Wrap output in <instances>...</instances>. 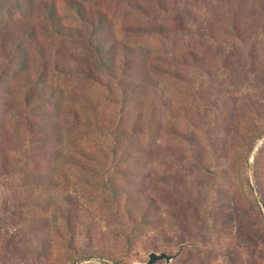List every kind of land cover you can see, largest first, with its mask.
<instances>
[{
	"label": "rangeland",
	"instance_id": "rangeland-1",
	"mask_svg": "<svg viewBox=\"0 0 264 264\" xmlns=\"http://www.w3.org/2000/svg\"><path fill=\"white\" fill-rule=\"evenodd\" d=\"M31 1L35 5L30 19L40 40L56 45L58 38L45 14L50 0ZM54 1L65 19L76 22L68 6L72 0ZM74 2L105 14L108 33L119 44H144L160 54L192 47L209 62L162 60L165 70L148 88L143 111L133 105L123 121L117 118V105L105 98V77L97 83L75 70L62 73L58 80L67 92L92 97L99 122L124 123H117L118 154L112 161L104 153L110 139L93 125V109L68 99L65 105L78 108L91 122L66 121L64 140L52 143L62 149L61 156L15 161L29 146L7 149L5 158L0 157V264H144L150 250L172 254L168 261L152 264L264 263V207L251 185L264 203V0ZM236 2L245 11L232 21L229 12ZM8 16L0 12V18ZM13 16L22 17L16 9ZM238 23L246 25L244 31L234 27ZM203 27L217 36L193 35L196 29L205 31ZM84 48L63 43L64 60L71 65L80 57L92 60L80 55ZM0 116H6L12 139H25V129L16 130L22 125L17 107L0 108ZM149 117L148 132L133 131V121L145 123ZM252 123L260 125L262 133L247 148ZM40 169L53 178L51 184H39L46 179L26 174ZM105 174L132 195L125 199L123 194L118 210L106 202L99 185ZM238 202V223L245 229L242 249L235 222L227 214ZM141 210L145 222L127 218Z\"/></svg>",
	"mask_w": 264,
	"mask_h": 264
},
{
	"label": "trees",
	"instance_id": "trees-1",
	"mask_svg": "<svg viewBox=\"0 0 264 264\" xmlns=\"http://www.w3.org/2000/svg\"><path fill=\"white\" fill-rule=\"evenodd\" d=\"M47 4L45 9L46 20L54 35L58 38L59 43H56V45L46 44L40 40L37 25L30 19L35 5L33 1L0 0V12L4 11L9 14L6 18H0V108L8 110L17 107L20 116L19 121L21 120L22 125H16V130L18 131L19 128L23 127L26 131L25 139L22 140L20 137L12 139L8 134L10 125H7L6 116H0V157L5 158L7 149L25 146L29 147L25 149L23 158L16 157L15 161H20V159L25 161L32 158L34 160L37 156L44 155L59 157L62 149L56 145L52 146V143L64 140L66 121L69 119L74 124L91 122L88 121L87 116L83 117L81 115L78 108L71 107L69 109L70 107L68 108L65 105L67 99L71 103H82L93 109L94 116L96 115L95 102L89 94L86 92H67L65 87L61 85L58 79H60V75H63L62 73L66 74L75 70V72L84 73L88 79L97 83L102 82V76L105 77L104 81H106L105 84L108 88L105 98L117 105V118L123 121L124 115H130L129 110L133 105L135 107L139 106V111H143L142 106L148 88L154 84L156 74L165 70L163 63H161L162 60L166 63L167 58L170 57L177 63L184 64H190L191 62L207 64L209 62L204 54L192 47L180 49L175 53L161 52L160 54L144 44L137 46L119 44L114 35L108 33L110 21L102 12L93 11L72 0L68 3V6L78 19L73 22L65 19L59 5L54 0H50ZM136 6L142 9L150 8L145 3H137ZM232 7L234 11L230 8L229 12L232 21L243 16L245 10L241 4L233 3ZM15 9L20 12L22 17L16 18L13 16ZM40 9H43V7H40ZM28 15L30 17H27ZM238 15L240 16L238 17ZM238 24H234V27L237 30L242 28V31H244L246 25L244 27ZM156 28L160 29L159 26ZM262 29H264V26H262ZM196 30L193 34L196 37H210L209 39H213L214 36H217L215 32H208L209 27H203L205 31ZM69 41L83 44L85 53L80 55L85 56L87 54L86 56L92 57V60L82 61L83 58L80 57L81 60L74 65L64 60L62 45ZM48 44L50 47H48ZM228 60L229 58L226 60L229 63ZM72 66H74L73 69L70 68ZM113 89L116 92H113ZM66 114L72 115V118L69 115L67 117ZM136 118H140V112L136 113ZM149 120L150 117L145 123H134L133 121L131 124L133 131L137 133L148 132ZM117 123L120 124L119 121ZM117 123L111 121L109 124H103L99 122L97 116L93 119V125L96 129L110 139L108 149L104 153L112 161L115 160V156L118 154L120 144L119 134L121 129L117 127ZM135 125L141 126L137 128ZM261 133L260 125L252 123L251 128L247 131L244 145L251 148L254 138L260 136ZM48 142L51 144L45 145ZM88 153L92 154L91 152ZM88 153L84 151L86 156H88ZM124 154L126 155L128 152ZM75 159L72 157L71 160ZM80 165L83 167L82 164ZM40 170L27 171L26 174H35L39 178L44 177L46 179L39 180L41 181L39 184H51L53 178L46 171ZM101 180L99 185L105 192L106 202L115 210L119 209L118 205L123 194H126L125 199L132 197L129 191L120 187L112 177L105 174ZM255 204L258 207L256 201ZM238 205L239 202L237 205L230 207L227 214L228 218L235 222L234 229L239 238L237 244L242 249L245 246V241L241 233L245 229L238 223L240 219ZM131 213L127 218L132 222H145L146 215L144 211H138L136 216ZM185 217L188 220V215H185ZM127 234L125 240L128 244L131 241H129L130 238ZM247 239L251 245L252 240L248 236ZM249 244L247 245V248H250L249 252L251 254L249 253V255L254 256L255 250L249 247ZM258 256L260 257V255ZM252 264L264 263L259 261Z\"/></svg>",
	"mask_w": 264,
	"mask_h": 264
},
{
	"label": "water",
	"instance_id": "water-1",
	"mask_svg": "<svg viewBox=\"0 0 264 264\" xmlns=\"http://www.w3.org/2000/svg\"><path fill=\"white\" fill-rule=\"evenodd\" d=\"M255 148H257V145L255 146ZM251 185H252L254 192L258 198V201L260 202L261 206L264 207V203H263L261 197L259 196L258 190L256 189V187L252 183H251ZM147 256H148V258L144 262V264H152L156 260L162 259V258H164L166 261H168L172 257V254H168L164 251L150 250L147 253Z\"/></svg>",
	"mask_w": 264,
	"mask_h": 264
}]
</instances>
